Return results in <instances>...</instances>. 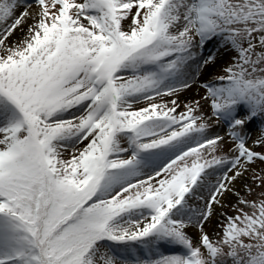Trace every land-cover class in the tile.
<instances>
[{
  "label": "snow or ice",
  "instance_id": "snow-or-ice-1",
  "mask_svg": "<svg viewBox=\"0 0 264 264\" xmlns=\"http://www.w3.org/2000/svg\"><path fill=\"white\" fill-rule=\"evenodd\" d=\"M0 264H264V0H0Z\"/></svg>",
  "mask_w": 264,
  "mask_h": 264
},
{
  "label": "rangeland",
  "instance_id": "rangeland-1",
  "mask_svg": "<svg viewBox=\"0 0 264 264\" xmlns=\"http://www.w3.org/2000/svg\"><path fill=\"white\" fill-rule=\"evenodd\" d=\"M194 94H195V92L192 95H194ZM184 96H186V95H184ZM191 96L189 95L187 97H191ZM190 234H192L193 236H195L196 235V230H190Z\"/></svg>",
  "mask_w": 264,
  "mask_h": 264
},
{
  "label": "bare ground",
  "instance_id": "bare-ground-1",
  "mask_svg": "<svg viewBox=\"0 0 264 264\" xmlns=\"http://www.w3.org/2000/svg\"><path fill=\"white\" fill-rule=\"evenodd\" d=\"M194 93V91L193 92H186V93H184V95H186V96H191L192 94ZM192 230H195V229H192Z\"/></svg>",
  "mask_w": 264,
  "mask_h": 264
}]
</instances>
